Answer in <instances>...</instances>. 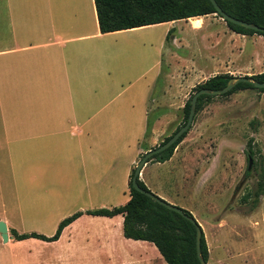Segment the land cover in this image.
<instances>
[{"label":"crops","instance_id":"crops-1","mask_svg":"<svg viewBox=\"0 0 264 264\" xmlns=\"http://www.w3.org/2000/svg\"><path fill=\"white\" fill-rule=\"evenodd\" d=\"M207 16H199V23L192 17L165 22L193 21L192 33L198 34ZM218 25L220 30L225 27ZM135 29L101 33L93 0H0V164L18 194L50 196L56 206L65 198L81 199L76 207L56 215L55 224L74 211L99 208L86 204L97 201L99 178L114 168L117 157L125 160L121 204L126 202L130 172L138 154L146 150L132 131L142 126V138L152 143L157 131L166 130L168 119H176L178 109L182 111L184 88L214 75V55L210 59L216 67H203L201 74L185 71L183 44L175 35L169 38L168 30L165 39L179 52L170 48L169 55L181 64L176 81L180 86L173 94L162 92L164 105H158V100L155 107L150 98L136 108L131 100L142 99L151 79L146 80L150 70L146 49L140 44L137 49L130 36ZM215 40L208 42V49ZM161 107L149 119V113ZM97 218L115 223L111 225L116 232L109 231L104 240H117L114 264H165L151 242L122 236L120 214H81L63 227L54 242L79 220ZM139 246H146L153 257L145 258ZM128 248L136 254L126 255ZM6 260V255H0V264H7Z\"/></svg>","mask_w":264,"mask_h":264},{"label":"rangeland","instance_id":"rangeland-1","mask_svg":"<svg viewBox=\"0 0 264 264\" xmlns=\"http://www.w3.org/2000/svg\"><path fill=\"white\" fill-rule=\"evenodd\" d=\"M190 23L196 27L193 21L177 20L137 27L130 33L137 49L138 44L146 49V66L150 65L146 75V80L151 79L149 88L144 91L142 99L131 100L136 108L150 98L156 101L153 106H157L158 100V105H164L165 99L160 97L162 92L173 94L180 86L176 81H179L181 64L169 55L171 49L174 53L179 52L165 39L168 30L169 38L175 35L183 44L180 51L185 57L182 63L185 71L199 70L201 74L203 67H216L211 55L216 57L217 63L212 74L249 76L264 69L262 36L231 32L215 14H208L198 34L192 33ZM218 23L225 26L224 29L220 30ZM213 39H216L215 44L208 49V42ZM196 74L191 73V76L196 77ZM203 80L200 79L199 83ZM196 84L184 88L183 103L193 94ZM113 102H107L106 106ZM162 110V107L152 110L149 119ZM172 118L174 116L168 119L166 130L162 127L161 131L152 133L155 137L152 143L147 144V138H142V126L132 131L135 141L143 142L146 150L157 146L182 124V111L178 109L176 119ZM248 138H251L254 153L245 175ZM143 153L138 154L135 163ZM124 161L117 157L114 168L101 174L97 201H90L87 207L110 208L122 203ZM259 161L264 183V91L245 88L204 100L201 108L194 112L188 130L174 147L169 160H146L138 178L151 193L189 211L202 230L208 251L207 264H264V191L251 211L248 209L250 203L241 201L246 192L255 189ZM106 163L108 159H104ZM80 203L81 199L70 197L56 206L50 196L41 199V196L18 194L14 182L6 177L4 165L0 164V220L5 222L9 237L6 242L0 238V255L7 256V264H114V256L118 254L117 240H104L109 231L116 232V226L104 218L79 220L57 242L16 241L10 233V229H14L17 232L52 234L56 215ZM139 250L145 251V258L153 257L146 246ZM125 252L131 256L136 254V250L129 248Z\"/></svg>","mask_w":264,"mask_h":264},{"label":"trees","instance_id":"trees-1","mask_svg":"<svg viewBox=\"0 0 264 264\" xmlns=\"http://www.w3.org/2000/svg\"><path fill=\"white\" fill-rule=\"evenodd\" d=\"M215 2L226 14L264 29V0H215ZM93 5L97 26L101 33L215 13L214 7L209 0H93ZM215 15L219 17L218 14ZM224 22L227 28L235 33L241 35L257 34L262 36L264 40V32L261 30L246 28L230 21L224 20ZM230 77L227 73L214 74L196 84L193 87V91L195 92L201 88L207 90L220 89ZM248 77L257 82H263L264 69ZM245 88H255L260 92L264 91V87L258 88L254 87L250 82L239 81L220 95L226 96ZM213 96L209 93L198 95L194 112L201 108L204 100ZM190 97L184 101L182 106V124L187 117ZM185 133L181 134L169 147L153 154L147 160H154L156 162H164L167 160ZM169 136L165 137L163 141ZM245 146V153L251 158L254 153L251 148V138H248ZM132 172L133 169L128 179L129 197L123 204L110 208L100 207L74 211L57 222L51 235H44L35 231L17 232L14 229H10L12 237L14 240L34 238L46 242L55 241L59 237L63 227L81 214L108 217L120 214L122 217V236L151 242L161 255L165 264H200L195 254L194 224L181 214L158 204L146 195L136 191L130 182ZM247 174L248 171L245 170V175ZM136 183L142 189L148 190L138 176L136 177ZM263 191V175L259 161L255 189L251 192H246L241 197V201L243 203H250L248 209L251 211L256 207L258 197L262 195ZM182 212L192 217L189 211L182 209ZM199 250L201 259L206 262L208 251L202 232L200 235Z\"/></svg>","mask_w":264,"mask_h":264},{"label":"water","instance_id":"water-1","mask_svg":"<svg viewBox=\"0 0 264 264\" xmlns=\"http://www.w3.org/2000/svg\"><path fill=\"white\" fill-rule=\"evenodd\" d=\"M209 1L211 2L212 6L214 7V10H215V13H213V14H218L219 17L223 21L224 20L230 21L232 23H235L237 25H240V26H243L246 28H252L254 30H261L262 32H264V29L259 28L255 24H251L249 22L241 21L239 19H236V18L226 14L217 5L215 0H209ZM239 81L250 82L254 87H258V88L264 87V81L263 82H257L255 80L250 79V77H248V75H242V76H231L226 81L225 85L220 89L207 90L205 88H201V89H198L195 92H193V94L191 95L190 100H189V109H188V113H187V117H186L185 122L181 126H179L165 141L161 142L160 144H158L157 146H155L151 149L146 150L141 155L139 160L135 163L134 168H133V172H132L131 177H130L131 185L136 191L146 195L147 197H149L151 200L157 202L158 204L181 214L183 217H185L191 223L194 224V226H195V254L198 257L200 264H207V263L204 260H202L200 257L199 241H200V235H201L202 230H201L199 224L195 221V219L193 217H189L186 214H184L182 212L181 208H179L173 204H170V203L164 201L163 199L159 198L155 194L151 193L150 191L142 189L141 187H139L136 183V177L139 175L142 166L144 165V163L146 162V160L150 156H152L153 154L160 152V151L166 149L167 147H169L172 143H174L177 140V138L181 134H183L184 132H186L188 130L189 125H190L192 118H193L195 103H196V99H197L198 95L205 94V93H209L212 95H220V94L226 92L228 89H230V87L232 85H234L235 83H237ZM250 163H251V158L249 156H247V169H249ZM0 238H1L2 242H6L8 239L7 226L3 220H0Z\"/></svg>","mask_w":264,"mask_h":264},{"label":"bare ground","instance_id":"bare-ground-1","mask_svg":"<svg viewBox=\"0 0 264 264\" xmlns=\"http://www.w3.org/2000/svg\"><path fill=\"white\" fill-rule=\"evenodd\" d=\"M199 16H195V17H192V19L194 20L195 23H199Z\"/></svg>","mask_w":264,"mask_h":264},{"label":"flooded vegetation","instance_id":"flooded-vegetation-1","mask_svg":"<svg viewBox=\"0 0 264 264\" xmlns=\"http://www.w3.org/2000/svg\"><path fill=\"white\" fill-rule=\"evenodd\" d=\"M247 156L248 155H246V161H247ZM250 167V166H249ZM245 170H247L248 172H249V170L247 169V165H246V169ZM244 174H245V172H244Z\"/></svg>","mask_w":264,"mask_h":264}]
</instances>
